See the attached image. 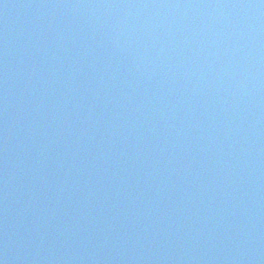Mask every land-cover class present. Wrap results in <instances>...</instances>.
Listing matches in <instances>:
<instances>
[{"label":"water","instance_id":"obj_1","mask_svg":"<svg viewBox=\"0 0 264 264\" xmlns=\"http://www.w3.org/2000/svg\"><path fill=\"white\" fill-rule=\"evenodd\" d=\"M0 264H264V0H0Z\"/></svg>","mask_w":264,"mask_h":264}]
</instances>
